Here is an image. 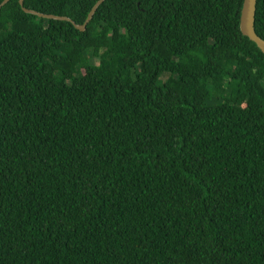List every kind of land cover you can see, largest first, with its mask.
<instances>
[{
	"label": "trees",
	"instance_id": "16d2710c",
	"mask_svg": "<svg viewBox=\"0 0 264 264\" xmlns=\"http://www.w3.org/2000/svg\"><path fill=\"white\" fill-rule=\"evenodd\" d=\"M98 1L24 7L82 25ZM242 4L105 0L83 32L1 8L0 264H264V54Z\"/></svg>",
	"mask_w": 264,
	"mask_h": 264
},
{
	"label": "water",
	"instance_id": "95a60500",
	"mask_svg": "<svg viewBox=\"0 0 264 264\" xmlns=\"http://www.w3.org/2000/svg\"><path fill=\"white\" fill-rule=\"evenodd\" d=\"M10 0H4L0 4V10L1 8L6 5ZM24 1L25 0H19V5L22 8V11L25 14L36 16L38 18L47 19V20H54V21H60V22H68L71 23L75 29H77L80 32L85 31L88 23L93 18L95 12L97 11L98 7L105 2V0H99L94 7L92 8L91 12L89 13L87 19L82 25L75 24L71 19L65 16H55V15H47L43 13H39L36 11L29 10L24 7ZM256 3L257 0H243L241 14H240V31L241 34L248 38L250 42L254 43L258 50L264 54V40L261 39L255 32V13H256Z\"/></svg>",
	"mask_w": 264,
	"mask_h": 264
}]
</instances>
